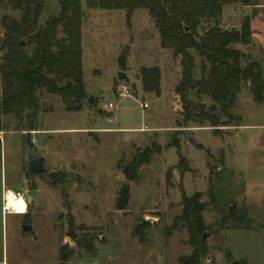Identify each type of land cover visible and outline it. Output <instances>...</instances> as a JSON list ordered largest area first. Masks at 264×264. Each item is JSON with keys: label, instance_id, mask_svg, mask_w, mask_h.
Masks as SVG:
<instances>
[{"label": "rangeland", "instance_id": "rangeland-1", "mask_svg": "<svg viewBox=\"0 0 264 264\" xmlns=\"http://www.w3.org/2000/svg\"><path fill=\"white\" fill-rule=\"evenodd\" d=\"M249 3L224 6L220 28L238 30L252 17L264 21V0ZM80 7L82 110L68 113L60 98L41 92L32 130L25 121L2 118L0 194L10 188L33 197L28 211L15 215L2 211L0 195V264H60L63 245L69 256L65 264H179L191 253L187 234L179 228L165 238L164 231L180 215L182 195L199 194L202 203L212 195L215 207L202 214L208 229L219 227L228 209H241L244 200L249 219L264 226V101L251 106L248 86H242L230 112L259 127L246 125L239 137L233 136L238 122L215 134L206 124L180 127L182 107L174 92L181 80L180 59L159 47L148 13L138 10L127 20L124 11L89 10L86 0H80ZM58 12V1L46 0L39 25ZM21 15L1 8L0 40L4 22ZM211 26L201 24L198 34ZM236 49L243 54V66L259 65L264 80V42L252 37L248 47ZM2 55L0 50V63ZM151 67L160 71L159 96L145 93L140 84L141 70ZM118 73L125 75L122 82ZM120 85L131 87L130 97L118 95ZM188 100L195 102L192 93ZM201 102L211 105L209 98ZM147 153L148 163L135 180H128L123 169ZM38 157L44 158L46 172L30 179L28 163ZM125 190L128 206L118 211L116 201ZM23 225L31 232L23 234ZM70 234L91 240L92 253L77 248ZM206 244L202 264H264V231L258 227L217 232ZM224 252L233 262L225 260Z\"/></svg>", "mask_w": 264, "mask_h": 264}, {"label": "trees", "instance_id": "trees-1", "mask_svg": "<svg viewBox=\"0 0 264 264\" xmlns=\"http://www.w3.org/2000/svg\"><path fill=\"white\" fill-rule=\"evenodd\" d=\"M57 1L58 14L39 25L46 0H0V10L6 6L12 11L22 12L20 20L4 22L5 35L0 40L3 53L0 63V132L3 117H13L18 124L25 121L27 128L32 130L39 113L37 93L45 92L60 98L68 113L82 110L85 99L81 36L83 12L80 0ZM232 4L251 6L249 0H223L220 3L217 0H86L89 10L124 11L127 20L138 10L148 13L157 29L159 47L180 59L181 80L174 89L182 107L180 127H186L188 123L200 124V127L206 124L213 134L220 127L239 123L240 119L234 118L230 111L243 85L248 86L254 103L262 104L264 101V80L259 65L251 62L243 66V54L236 49L237 46L250 45L252 37L264 42V21L252 17L247 18L238 30L220 28L218 23L223 7ZM206 22L212 26L198 34L197 30ZM140 84L145 93L159 96L158 67L142 69ZM191 93L195 102L188 100ZM202 98H209L211 105L207 107L201 102ZM150 156L147 153L135 158L128 168L123 169L125 177L135 180L138 169L148 163ZM128 197L126 190L120 193L116 201L118 211L126 210ZM200 199L199 194L190 198L182 195L181 213L164 231L165 238L179 228L187 234L186 244L191 253L180 259L179 264H202L209 251L206 241H202L205 232L214 235L227 230L246 231L259 227L249 219L246 207H230L219 227L208 229L202 214L208 207H215V202L212 195L207 203ZM68 236L77 248L92 253L91 240L72 234ZM134 236L139 238L137 230ZM224 255L228 263L233 262L228 252ZM68 259L67 247L63 245L59 249V262L65 264Z\"/></svg>", "mask_w": 264, "mask_h": 264}, {"label": "clouds", "instance_id": "clouds-1", "mask_svg": "<svg viewBox=\"0 0 264 264\" xmlns=\"http://www.w3.org/2000/svg\"><path fill=\"white\" fill-rule=\"evenodd\" d=\"M0 195H2L3 209L14 214H25L32 200L31 195L13 191L10 188H5Z\"/></svg>", "mask_w": 264, "mask_h": 264}, {"label": "water", "instance_id": "water-1", "mask_svg": "<svg viewBox=\"0 0 264 264\" xmlns=\"http://www.w3.org/2000/svg\"><path fill=\"white\" fill-rule=\"evenodd\" d=\"M217 1L218 3H220L223 0H217ZM117 78L119 82H122L125 79V75L123 73H118ZM88 103H93L91 97L89 98ZM186 140H188V137L186 138ZM45 172L46 170L44 169V158L43 157L35 158L28 163V173H29L30 179L34 178L35 176L43 175ZM29 195L33 197L32 192H30ZM233 208H235V206ZM21 228H22L23 234L31 232V228L28 225H23ZM211 234L212 233H207V232L203 233L202 241L205 242ZM232 264H240V263L234 262Z\"/></svg>", "mask_w": 264, "mask_h": 264}, {"label": "crops", "instance_id": "crops-1", "mask_svg": "<svg viewBox=\"0 0 264 264\" xmlns=\"http://www.w3.org/2000/svg\"><path fill=\"white\" fill-rule=\"evenodd\" d=\"M246 7H248V6H246ZM99 14H101V13H99ZM248 47V46H247ZM83 55H84V52H83ZM251 106L254 104V102L252 101V99H250L249 98V101H247ZM247 103V104H248ZM250 106V107H251ZM248 117H252V115H248ZM240 118V121H239V125H238V131H240V132H238V131H236L235 133H233V136H236V137H239L240 135H241V132L242 131H245V130H247L246 128H248L249 126H246V125H251L250 127H252V128H257V127H259V126H256L255 124H247V122H245V118L244 119H242V116H240L239 117ZM227 138L228 137H232V134H230V135H228V136H226ZM228 147H230V146H228ZM229 153H232L233 154V152H232V150L230 149V151H229ZM241 153H242V151H241ZM224 161H225V158H224ZM229 169V168H228ZM243 207H246V205H245V200H244V205H243ZM247 208V211L249 210V208L248 207H246ZM254 222V221H253ZM255 223V222H254ZM256 224V223H255ZM257 226H259V227H261V228H259L258 227V230H260V231H264V226H262V225H260V224H256ZM262 234V233H261ZM241 263H243V264H251L250 262H248L247 260L245 261V262H241Z\"/></svg>", "mask_w": 264, "mask_h": 264}, {"label": "built area", "instance_id": "built-area-1", "mask_svg": "<svg viewBox=\"0 0 264 264\" xmlns=\"http://www.w3.org/2000/svg\"><path fill=\"white\" fill-rule=\"evenodd\" d=\"M130 90H131V87L128 86V85H120L119 86V93L118 95L120 97H124V98H127V97H130ZM146 107V105H143L142 108L144 109ZM108 108H109V111H112L114 109V106L109 104L108 105ZM35 142V141H33ZM2 211L6 212L4 209H3V205H2ZM6 213H12L11 211H7ZM14 214V213H13ZM15 215H23V214H15Z\"/></svg>", "mask_w": 264, "mask_h": 264}, {"label": "bare ground", "instance_id": "bare-ground-1", "mask_svg": "<svg viewBox=\"0 0 264 264\" xmlns=\"http://www.w3.org/2000/svg\"><path fill=\"white\" fill-rule=\"evenodd\" d=\"M13 214V213H12ZM24 215V214H23Z\"/></svg>", "mask_w": 264, "mask_h": 264}]
</instances>
